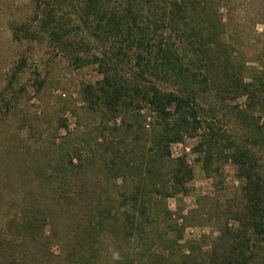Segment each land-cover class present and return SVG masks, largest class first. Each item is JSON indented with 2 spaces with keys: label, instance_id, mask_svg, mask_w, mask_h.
<instances>
[{
  "label": "trees",
  "instance_id": "16d2710c",
  "mask_svg": "<svg viewBox=\"0 0 264 264\" xmlns=\"http://www.w3.org/2000/svg\"><path fill=\"white\" fill-rule=\"evenodd\" d=\"M45 2L44 30H53L76 60L82 58L79 45L99 64L102 79L82 88L87 116L98 121L94 129H83V117L76 115V129L70 130L61 117L59 128L35 151L15 145L7 161L0 156V264H165L149 245L155 236L166 240V231L158 235L156 225L159 216H172L158 198L184 192L194 176L185 156L172 158L170 145L202 124L199 77L208 81L216 70L212 77L221 78L220 69L228 80L238 76L231 68L216 1ZM63 3L77 8L80 44L54 30L60 28L56 7ZM159 32L161 38L155 40ZM125 58L140 71L119 72ZM204 63L207 73L198 71ZM149 73L172 88L149 81L144 77ZM258 78L264 79V73L248 82L240 76L225 87L259 104ZM22 126H28L30 135L39 132L33 120ZM60 128L65 135L59 136ZM208 128L200 146L203 168L213 176L220 170L214 150L221 139L213 126ZM257 129L264 138V122ZM240 149L230 148L245 179L234 211L239 227L221 229L210 251L202 250L205 237L189 241L177 264H264V179L247 161L249 153ZM4 162L15 165V171L2 168ZM181 239L179 234L173 242Z\"/></svg>",
  "mask_w": 264,
  "mask_h": 264
},
{
  "label": "rangeland",
  "instance_id": "374dc122",
  "mask_svg": "<svg viewBox=\"0 0 264 264\" xmlns=\"http://www.w3.org/2000/svg\"><path fill=\"white\" fill-rule=\"evenodd\" d=\"M215 1L214 10L219 9L218 15L225 25L223 38L231 53V68L238 75L235 79L242 76L248 82L253 75L264 73V0ZM46 7L44 0H0V156L6 161L15 145L23 150L29 147L35 151L43 139L59 128L61 117L67 119L70 130L76 129V115L83 117V129H92L98 121L87 116L82 88L102 79L99 64L93 62L85 47L79 45L75 49H80L78 55L82 58L76 60L73 51L63 48L55 39L53 30H44L42 22ZM76 10L66 3L58 5L56 13L60 28L54 30L65 39L80 44L81 29L76 22ZM161 34H154V39H160ZM207 67L204 63L198 71L203 69L207 73ZM118 69L121 73L130 74L140 71L139 66L133 61L131 63L129 58L120 60ZM223 71H217L221 78L212 77L211 74L205 81L206 77H199L203 82L198 88L202 124L198 131L170 145L172 158L185 156L194 176L186 184L184 192L169 198H158L160 205L166 203L172 216L167 219L159 216V225H156L158 235L166 231V240L154 237L151 232V237L156 239L151 240L149 245L165 264L181 262L183 248L184 252L189 249V241L205 237L207 243L202 250L210 251L216 238L221 235V229L239 227V219L234 211L242 201L245 179L237 158L230 156V148L237 147L248 152L247 161L264 179V138L257 129L264 122V79L258 78L256 85L261 102L250 104L247 95L226 89L227 82L235 79L228 80V75ZM144 77L162 89L173 86L152 73ZM39 82L42 86L37 85ZM214 84L218 86V94ZM25 120H33L34 126L38 122L39 132L30 135L28 126H22ZM209 124L221 139L214 150L216 158L219 157L217 167L220 166V170L212 172L213 176H208L203 168L205 154L200 146ZM21 126L23 129H20ZM58 133L59 136L65 135L66 129L60 128ZM2 168L13 173L16 166L4 162ZM151 218L154 219V216ZM147 228L151 230L152 226ZM179 234L182 239L175 244L173 240ZM198 247L195 245L196 249ZM53 251L58 252L56 245Z\"/></svg>",
  "mask_w": 264,
  "mask_h": 264
}]
</instances>
